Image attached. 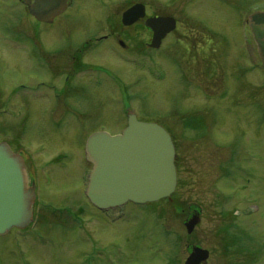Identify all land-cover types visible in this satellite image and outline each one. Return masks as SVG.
I'll use <instances>...</instances> for the list:
<instances>
[{"label": "rangeland", "instance_id": "1", "mask_svg": "<svg viewBox=\"0 0 264 264\" xmlns=\"http://www.w3.org/2000/svg\"><path fill=\"white\" fill-rule=\"evenodd\" d=\"M71 1L63 16L44 24L19 0H0V141L22 153L23 142L33 151L45 148L51 159L66 149L79 159L93 132L117 134L126 126L118 78L138 92L130 108L140 119L175 132L179 186L155 205L128 203L118 213L94 207L74 223L46 211L47 223L42 216L39 225L0 236V264H184L189 245L211 252L206 264H264V67L246 25L264 0ZM138 2L176 17L179 30L159 50L134 58L115 37L133 48L145 43L116 29ZM200 20L204 31L194 26ZM188 26L194 39L215 43L200 86L179 79L182 67H203L201 59L182 58ZM104 35L110 40L97 42ZM73 57L108 71L74 79ZM69 167L53 170L55 178L75 169L79 179L55 182L46 204L82 202L74 186L86 178L85 167ZM196 213L200 221L189 234L185 222ZM232 234L243 238L242 249Z\"/></svg>", "mask_w": 264, "mask_h": 264}, {"label": "water", "instance_id": "2", "mask_svg": "<svg viewBox=\"0 0 264 264\" xmlns=\"http://www.w3.org/2000/svg\"><path fill=\"white\" fill-rule=\"evenodd\" d=\"M32 16L53 23L67 7L68 0H23ZM136 4L123 14L126 25L144 15ZM250 27L264 65V12L250 16ZM146 26L154 31L153 47L175 27L171 17H152ZM86 157L93 165L87 195L100 209L123 206L128 202L145 204L170 197L176 190L178 175L176 147L169 132L156 122H144L129 115L127 127L117 135L92 134L86 143ZM35 186H29L23 155L9 143L0 141V235L12 228L27 227L34 217ZM200 221L195 214L186 222L189 234ZM210 252L194 245L184 264H203Z\"/></svg>", "mask_w": 264, "mask_h": 264}, {"label": "flooded vegetation", "instance_id": "3", "mask_svg": "<svg viewBox=\"0 0 264 264\" xmlns=\"http://www.w3.org/2000/svg\"><path fill=\"white\" fill-rule=\"evenodd\" d=\"M132 5L133 4H131L130 6H132ZM69 7H70V5L67 7L66 12L69 9ZM121 16H122V14H121ZM159 16H171V15H167V14L162 15L161 13H152V12L150 13L147 6H146V17L138 20L136 23H134L132 25H129V26L124 25L122 23V18H120V21L118 20V22L116 23L117 24L116 25L117 31L123 32V34L127 35L128 37H129V34L132 37L140 35L141 37H144V41H145V43L142 44L140 47L133 48V47L129 46V44H126L124 42V40H122L121 38L115 37V39L118 43L117 46L121 49V51L125 52L130 57H134V58L140 57L141 54L149 56V54L151 52L155 51V49L152 48V46H151V43H152V40L154 37V32L152 29H150L146 26V19L148 17H159ZM171 17H174V16H171ZM174 18L177 21V26L175 27V29H173L172 31H170L166 35V37L163 39L162 43H164L169 37H172L174 34H177V32L179 30V21L176 17H174ZM194 26L198 27V28H200V26H201L202 31L205 30L203 28V25H202V20H200V24L197 21L196 25H194ZM247 27L249 28L248 23H247ZM192 28L193 27L188 26V29L185 31L186 32L185 37L187 38L186 41H184V42L180 41L184 45V48H185V52H183L182 58L183 59L186 58V60H188L189 57H191L192 59H195V58H198L199 60L201 59L203 67L196 69V71L186 70L182 67L180 69L179 79H180V81L181 80L184 81L186 86H189V84H193V83H195L194 86H200L199 81L200 80L203 81V79H202L203 75L206 76V73L209 74L210 67H207V59L211 58L209 56L211 53H209L208 50L212 49V51H213V49H214V53H216V48H215V43L212 40H204L202 38L201 39H198V38L194 39L192 37V35H193V29ZM201 32H199V34ZM206 32L209 34L208 31H206ZM107 40H110V36H108V35H104V36L97 38V42H99V43H101L102 41H107ZM72 60H73L72 68H71L69 74H71L72 78H74V79H77L78 77H76V76H78V74H81L83 72H85V73L95 72V71L106 72V70H107L105 68H97L94 66L90 67L87 64H82L81 61H79L77 57H73ZM214 62L215 61L212 60L209 62V64L212 65V63H214ZM108 74H110V73H108ZM243 74H244L245 82L247 84L248 82L246 81V75L248 74V71L246 68L243 70ZM110 75L113 76L112 73ZM115 84L116 85L114 87L117 88V91H119V93H120L119 95L121 97L120 100H122V102H123L122 106H125V108H126L124 113H125L126 122H127L128 121L127 108L129 106H131V103H130L131 101L136 100V98L138 97V92L135 91L133 84H130V86L128 87V85L125 84L124 82H122L121 79L116 78ZM215 86H217V85H215ZM113 90H115V89H113ZM68 118H69V123L74 120L73 116H71V115H69ZM165 127L170 132L172 137L175 139L177 136H176L175 132L172 130V128L170 126H165ZM182 133H184V132H182ZM56 138L53 137L52 139H56ZM62 151H64V152H62ZM22 154H23V158H24L25 164H26V172H27V176H28L29 186H33V185L35 186L36 201H35V205H34V222H33V224L35 222H37V225H39L40 224L39 218H42L43 214L46 211L48 212V213L47 212L46 213L48 215H50L51 218H54V217L61 218V220L64 222V224L67 221L74 223L75 219L79 218L78 216H80V214L86 215L87 213L92 212L91 210L94 207L91 205V203H90V201L86 195V189H87V185H88V178L87 177H88V174L91 170V164L86 160L85 152H84V154L79 155V159H77L76 155L72 154V152L70 150L67 151L66 149H63V150L59 151V154L56 157L51 159L48 156H49V154H54L52 151L47 150L45 148L39 149L38 151H33V150L25 147L24 142H23V153ZM72 163H77L79 166H84L86 169V170L84 169V174H83V178L85 176H86V178L82 179V181H80L79 184H77L75 182L76 185L74 186V188H76L75 189L76 191H74V192L78 193V195H76V199L81 200L82 202L75 205V207L72 205H69V204H55L53 201H50L46 204L45 193L47 192L49 187L54 185L55 182L62 183V181H64L62 179H65V180L71 179L70 178L71 172L74 171L75 169L70 170V172L67 176H64L63 178H59V179H56L57 177L55 178V176H57L55 174L56 170L59 169L60 171L68 172V170L70 168L69 166ZM34 164L36 165V168L33 167ZM87 169H88V171H87ZM44 170L47 171V175L44 174ZM53 170L55 171L54 173L52 172ZM81 176H80V180H81ZM77 179H79V176H77ZM73 181H76V180H73ZM71 183H73V182H71ZM62 197H63V194H62ZM50 217L47 219L45 216H43V218L46 219V222H43V223L45 224L48 221H50V219H51ZM48 224H50V223H48ZM64 224H61V225H64Z\"/></svg>", "mask_w": 264, "mask_h": 264}, {"label": "trees", "instance_id": "4", "mask_svg": "<svg viewBox=\"0 0 264 264\" xmlns=\"http://www.w3.org/2000/svg\"><path fill=\"white\" fill-rule=\"evenodd\" d=\"M176 139V138H175ZM178 163H177V168H178ZM178 171H179V168H178ZM178 210L180 211V209L178 208ZM235 217H237L236 214H234ZM231 238L233 239V243L235 244V248L237 249H242V245L245 244V241L243 240V238L240 236V235H236V234H232Z\"/></svg>", "mask_w": 264, "mask_h": 264}, {"label": "bare ground", "instance_id": "5", "mask_svg": "<svg viewBox=\"0 0 264 264\" xmlns=\"http://www.w3.org/2000/svg\"><path fill=\"white\" fill-rule=\"evenodd\" d=\"M77 175H78V174H77L76 171L74 170V171L71 172L70 178H71V179H75V178H77Z\"/></svg>", "mask_w": 264, "mask_h": 264}]
</instances>
